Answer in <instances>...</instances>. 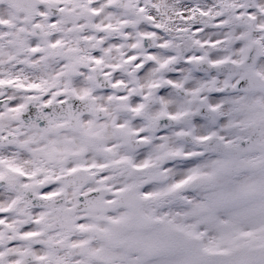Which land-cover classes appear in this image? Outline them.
I'll return each instance as SVG.
<instances>
[{"label": "snow or ice", "instance_id": "6c2138e0", "mask_svg": "<svg viewBox=\"0 0 264 264\" xmlns=\"http://www.w3.org/2000/svg\"><path fill=\"white\" fill-rule=\"evenodd\" d=\"M0 264H264V0H0Z\"/></svg>", "mask_w": 264, "mask_h": 264}]
</instances>
